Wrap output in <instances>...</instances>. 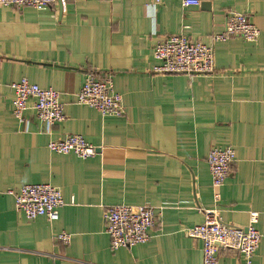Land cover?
<instances>
[{"label": "crops", "instance_id": "0c3cea01", "mask_svg": "<svg viewBox=\"0 0 264 264\" xmlns=\"http://www.w3.org/2000/svg\"><path fill=\"white\" fill-rule=\"evenodd\" d=\"M62 0L47 10L0 8V264H203V244L186 228L207 210L247 228L259 214L253 264H264V0ZM243 13L261 31L256 43L215 42L227 15ZM173 35L214 48L210 75L156 74L154 46ZM93 75L110 78L125 115L104 117L78 105ZM61 93L66 120L55 126L12 113L10 85L22 79ZM81 135L98 150L80 159L49 150ZM236 161L215 200L207 163L213 148ZM50 184L63 195L60 219L28 220L10 190ZM150 205L151 240L111 250L104 213L116 205ZM71 235L68 245L58 241ZM219 264H243L219 250Z\"/></svg>", "mask_w": 264, "mask_h": 264}, {"label": "built area", "instance_id": "2783aa9c", "mask_svg": "<svg viewBox=\"0 0 264 264\" xmlns=\"http://www.w3.org/2000/svg\"><path fill=\"white\" fill-rule=\"evenodd\" d=\"M62 0H0V8H32L37 11L49 9ZM165 0H154L155 6H161ZM183 7L200 5L199 0H184ZM261 35L258 27L252 24L243 13L231 12L227 15L225 30L215 36V42H225L232 38H241L256 43ZM154 58L159 65L154 68L156 74H184L189 76L210 75L215 72V53L212 46L194 42L184 35H173L153 48ZM1 63V60H0ZM14 93L12 113L20 122H26V114L33 109L42 122L55 126L66 120L63 112L62 95L52 88H42L24 78L10 85ZM78 105L91 107L104 117H122L125 115L123 97L116 92L110 78L98 79L90 75L76 95ZM51 152L61 155L73 154L80 159H89L97 155L98 150L81 135H69L62 140L51 141ZM236 161L233 148H213L207 163L212 178V188L218 203V189L225 185ZM15 198L16 209L28 220L46 217L50 222L60 219V210L64 207L61 190L50 184H29L10 190ZM156 210L150 205H116L106 208L104 220L106 233L110 238L111 250L133 248L151 240V231L158 223ZM205 221L201 225L186 228V234L203 244V264H219V250L236 251L242 256L243 264H253L259 249L262 234L257 230L259 214L252 212L247 228H241L223 222L217 210H207ZM56 239L66 245L71 235L61 233Z\"/></svg>", "mask_w": 264, "mask_h": 264}]
</instances>
